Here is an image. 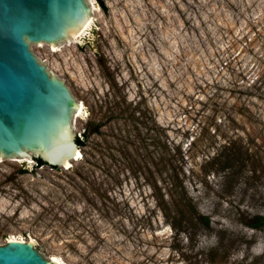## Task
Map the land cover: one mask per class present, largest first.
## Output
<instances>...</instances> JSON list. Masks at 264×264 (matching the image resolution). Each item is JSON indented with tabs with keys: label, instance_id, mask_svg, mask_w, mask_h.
<instances>
[{
	"label": "rangeland",
	"instance_id": "374dc122",
	"mask_svg": "<svg viewBox=\"0 0 264 264\" xmlns=\"http://www.w3.org/2000/svg\"><path fill=\"white\" fill-rule=\"evenodd\" d=\"M88 1L85 35L30 49L83 106L73 134L98 133L69 167L0 158V246L264 264V0Z\"/></svg>",
	"mask_w": 264,
	"mask_h": 264
},
{
	"label": "water",
	"instance_id": "95a60500",
	"mask_svg": "<svg viewBox=\"0 0 264 264\" xmlns=\"http://www.w3.org/2000/svg\"><path fill=\"white\" fill-rule=\"evenodd\" d=\"M91 15L88 0H0V158L67 167L78 157L79 103L30 46L67 42ZM0 264L59 263L45 259L34 242L9 241L0 246Z\"/></svg>",
	"mask_w": 264,
	"mask_h": 264
},
{
	"label": "bare ground",
	"instance_id": "6f19581e",
	"mask_svg": "<svg viewBox=\"0 0 264 264\" xmlns=\"http://www.w3.org/2000/svg\"><path fill=\"white\" fill-rule=\"evenodd\" d=\"M91 5V4H90ZM91 9H92V15H91V17L88 19V21H87V23L84 25V27L78 32V33H76L74 36H73V38L75 39H77V38H79V37H82L83 35H85L86 34V32H87V30L91 27V25L93 24V12H94V10H95V8H94V10H93V8L91 7ZM96 11V10H95ZM83 106H81L80 104H79V107H78V110L75 112V113H77V112H79L78 113V115H77V117L81 114V112H82V110H83V108H82ZM75 116V115H74ZM77 155H78V157L77 158H75V159H73L74 161H78V160H80L81 158H82V155H81V152L78 150V152H77ZM23 158H28V157H23ZM26 161H28V162H30L29 160H26ZM70 166V163L69 164H67V167H69ZM10 241H21V242H25V241H23V240H17V239H11ZM53 262H57V263H59V264H64L59 258H56V257H53V260H52ZM62 263H61V262Z\"/></svg>",
	"mask_w": 264,
	"mask_h": 264
},
{
	"label": "trees",
	"instance_id": "16d2710c",
	"mask_svg": "<svg viewBox=\"0 0 264 264\" xmlns=\"http://www.w3.org/2000/svg\"><path fill=\"white\" fill-rule=\"evenodd\" d=\"M97 1L100 3V5H102V6L104 5V4H103V0H97ZM87 131H88V133H86ZM92 131H95V132H92ZM91 133H92V134H94V133H98V130H97V129L95 130V128H94V129H91V128L89 127V128L86 129L85 132H84V138L80 139L79 137H77V143H78V145H79L80 148H82V147L85 146V144H86V139L89 138V136H90ZM35 160H36V163H37L38 166L47 165V164L44 163L41 159H35ZM51 167H53V166H51ZM53 168H55V167H53ZM257 221H258V222L252 224L251 227H253V228H258V227H261L262 225H264V219H263L262 217L257 218Z\"/></svg>",
	"mask_w": 264,
	"mask_h": 264
}]
</instances>
